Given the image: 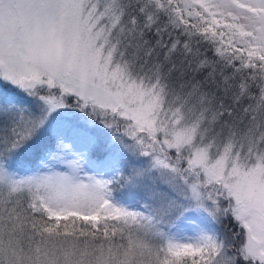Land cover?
I'll return each instance as SVG.
<instances>
[{
	"label": "snow or ice",
	"instance_id": "6c2138e0",
	"mask_svg": "<svg viewBox=\"0 0 264 264\" xmlns=\"http://www.w3.org/2000/svg\"><path fill=\"white\" fill-rule=\"evenodd\" d=\"M0 264H264V0H0Z\"/></svg>",
	"mask_w": 264,
	"mask_h": 264
}]
</instances>
